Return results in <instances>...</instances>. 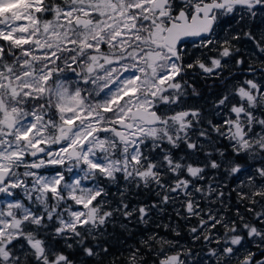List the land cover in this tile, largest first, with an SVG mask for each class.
I'll list each match as a JSON object with an SVG mask.
<instances>
[{"label": "snow or ice", "instance_id": "6c2138e0", "mask_svg": "<svg viewBox=\"0 0 264 264\" xmlns=\"http://www.w3.org/2000/svg\"><path fill=\"white\" fill-rule=\"evenodd\" d=\"M234 15L238 24L264 20V0H0V194L12 198L0 200V264H29V258L73 264L41 238L50 225L53 238L83 245L115 213H138L147 223L150 208H129L121 200L109 210L102 181L116 182L118 174L137 187L158 189L159 205L151 208L179 202L184 219H197L189 229L193 238L216 244L209 250L214 264H264V79L257 80L249 64L253 78L221 81L225 90L214 107L229 115L220 125L199 109L180 107L187 81L176 79L194 67L219 78L227 67L222 61L241 52L233 41L247 40L264 55V30L238 29L225 33L217 56L184 62L189 41L217 51L220 21ZM245 62L235 59L237 66ZM68 73L76 77L74 87ZM192 94L198 95L194 88ZM213 134L229 141L230 159L205 152L201 166L173 156L171 149L181 144L193 155L203 151ZM205 169L245 177L239 187L248 191L238 197L261 206L247 209L255 223L238 210L239 223L202 206L224 197L219 185L200 184ZM89 180L90 186L82 183ZM218 226L222 237L212 232ZM141 243L149 253L155 247V264H186L181 257L191 251L172 252L179 242L157 234ZM83 251L99 256L92 247ZM127 260L147 264L138 248Z\"/></svg>", "mask_w": 264, "mask_h": 264}, {"label": "trees", "instance_id": "16d2710c", "mask_svg": "<svg viewBox=\"0 0 264 264\" xmlns=\"http://www.w3.org/2000/svg\"><path fill=\"white\" fill-rule=\"evenodd\" d=\"M253 29L255 30V28ZM251 60L252 59H249V62ZM250 63H253V61ZM222 78H225V74L220 75L219 78L215 77V103L225 90L221 83L218 82ZM208 79V76L199 75L193 81L195 84H190V86H188L189 90L185 97L186 108L193 109L195 104V108L204 111L203 105L200 104V99L202 95H205L208 101ZM193 88L199 94L197 97L192 94ZM192 98H194V100ZM208 118L212 119L213 123L217 125L221 124V120L215 119V116H212V114H209ZM193 139H195V137H193ZM213 141L214 143L211 146L205 143L204 150L197 152L195 155L192 154V150L186 148L183 144L178 148L171 149V151L174 157L183 156L188 163H195L198 161L201 166H203V163L206 161L205 152H212L213 155L211 158L217 159L218 161L221 159L219 152L224 153L225 159H230L232 156V148L229 145V141L224 138L216 139L215 134H213ZM170 148V145H164L165 150ZM143 150L148 151V149ZM159 152L160 149H156L152 155H156ZM205 172V180L200 181V184L206 185L207 182L213 183L214 186L219 185L220 189L224 192V197L222 198V201H218L211 205L202 202V206L205 208L211 207L214 212H218L226 218L236 220L237 223H239L236 216L238 210L245 220L255 223L252 213L247 211V209L254 208L255 211H259L261 206L259 204L254 206L248 201L241 200L238 197V193L247 192L248 189L240 188V181L226 176L223 169H205ZM102 183L106 185L108 192L107 200L110 202L108 205L109 210H111L112 207L117 206L121 200H123L124 203H127L129 208H138L141 206L150 208L148 217H145L147 223L140 221L138 213L132 217H124L119 213H115L105 225L101 226V228L93 234V236L86 237L83 245L77 244L75 238L68 239L67 241L60 237L53 238L50 235L53 225H50L48 230L49 234L42 235L41 238L50 242L56 251L67 255L69 259L73 261V264H128L127 258L137 248L143 253L147 264H155L157 260V257L154 255L155 247L153 248L152 253H149L141 243L142 240L147 239L153 234H157L158 236L165 237L169 240L178 241L179 243L177 244L176 249L179 247L182 251L189 249L199 253L205 252L211 245L215 244H209L203 239V237H201L200 240H195L193 238L194 234H192L189 229L193 226H197V219H184V210L180 207L179 202L151 208L153 204L159 205L160 202V196L156 194L158 189L154 185L145 187L143 184H140V186L137 187L134 182L124 180L119 174L116 182L104 180ZM256 199H259V197ZM25 203L28 202L25 201ZM160 208H163V211H161ZM177 211L181 213L180 216H177ZM173 229L179 231L180 235L176 236ZM212 232L213 234L219 233L220 237H222L224 229L219 228L218 226L217 229L212 230ZM20 243L25 242L21 240ZM67 244H72L73 246L68 248ZM84 246L92 247L94 251L99 252V256H86L83 251ZM105 248L108 250L107 252L102 250ZM176 249H172L171 251L174 252ZM29 264H35V262L29 258Z\"/></svg>", "mask_w": 264, "mask_h": 264}, {"label": "flooded vegetation", "instance_id": "af4514ba", "mask_svg": "<svg viewBox=\"0 0 264 264\" xmlns=\"http://www.w3.org/2000/svg\"><path fill=\"white\" fill-rule=\"evenodd\" d=\"M253 28H255L256 32ZM238 29H244L245 31L251 29L253 30L254 33H259L261 30H264V20H260L257 18L255 20H251L250 22L249 20H244L238 24L237 17L235 15L221 20L220 28L217 29V37H216V39L220 41L221 43L217 44L216 46L217 51L215 52H209L207 49L208 57L209 56L215 57L218 55V51L221 48L226 32L229 34L237 33ZM188 43H191V41H189ZM232 43L233 45H235V47L241 48V52L236 53L234 58L232 57L225 58L222 61V64H227V67L224 68L221 74V75L225 74V78H227L226 83L227 84H229L230 82L235 83L236 81L242 82L244 79L248 78V76H252L247 71L249 64H252V66L255 69H257L256 75H262L263 73L259 71V68H260V63L263 61V55H260L258 52H256V50L253 48L252 43L247 40H241L240 42L233 41ZM199 58L201 59L202 62H207V60L204 57L200 56ZM235 59H244L246 62L242 65L237 66L235 64ZM249 59H252L250 62L253 61V63H250ZM183 60L185 63H188L186 59V55L183 57ZM192 61L194 62L195 59H193ZM182 75H183L184 80H187V78L189 77H192L193 79H195L199 75L208 76L209 77L208 79V92H209L208 102L211 105L215 104V100H214L215 98L214 97L215 96V89H214L215 77L214 76H209V74L204 73L202 70L198 69L197 67L187 69L186 72L183 73ZM225 78L220 79L218 82L221 83V81L224 80ZM181 108L187 109L185 106H181ZM43 170L44 169H41V171Z\"/></svg>", "mask_w": 264, "mask_h": 264}, {"label": "rangeland", "instance_id": "374dc122", "mask_svg": "<svg viewBox=\"0 0 264 264\" xmlns=\"http://www.w3.org/2000/svg\"><path fill=\"white\" fill-rule=\"evenodd\" d=\"M46 2H48V0H46ZM57 2H59V0H57ZM45 18H51V17H45ZM2 43H5V42L0 41V44H2ZM102 50H105V49H103V47H102ZM185 52H186V59H187L188 63H192L193 59H196L197 57H200V56L204 57L205 59L208 57L207 49H196V48H193L192 47V43H188L187 44V46L185 48ZM125 75H128V73H125ZM68 78H69V82H70V87H74L75 85H72L71 81L75 80L76 77L73 76L71 73H68ZM251 78H253V77L252 76H248V79H251ZM176 79L178 81H180L181 83L185 81L184 79L181 80L180 76H177ZM256 79L257 80L264 79V73L262 75H256ZM186 81H187V84L184 85V87L188 91L189 90L188 86H190V84L194 85L195 83L193 82L194 79L192 77L187 78ZM231 84H234V83L230 82L229 85H231ZM101 95H103V94H101ZM198 95H195V97H197ZM97 99H99V98H97ZM192 99L194 100V98H192ZM196 99H198V98H196ZM200 104L203 105V107H204L203 108L204 111L200 110L204 116L209 117V114H212V116H215V119L221 120L220 123H222L227 118V116L229 115L226 109H220L219 110V114H217V109L214 107V105L209 104V102L207 101V98H206L205 95L201 96ZM182 105H184V106L186 105L185 98L183 100V103L180 106H182ZM197 105H198V102H197ZM195 106L196 105L194 104L193 109H198V108H195ZM189 109H192V108H189ZM177 110H179V109H177ZM52 170H54L53 167H50L49 169H44L43 171H41V170H39V171L41 173H47V172H50ZM64 175H65V179L66 180L71 181V179H73V175L72 174L64 172ZM244 179H245V177L241 176L239 181H243ZM82 183L85 184V185H89L90 186L91 180L82 181ZM14 191L18 195V198L22 199L23 195L20 192V190L16 189ZM5 199H12V198L5 197L4 194H0V200H5ZM0 207H3V205L0 204ZM77 207H82V206H77ZM249 246L251 247V245H249ZM215 247H216V244L210 246V248H215ZM210 248L207 251L200 252V253L197 252V251H191L190 254L187 257L182 256L181 258L186 260V264H214L215 258L209 256ZM178 249H179V247H178ZM179 250L182 251V249H179Z\"/></svg>", "mask_w": 264, "mask_h": 264}]
</instances>
